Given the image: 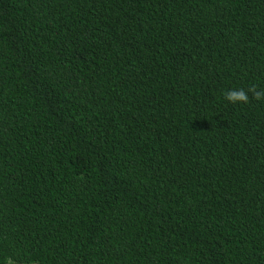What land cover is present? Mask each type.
<instances>
[{"label":"trees","instance_id":"obj_1","mask_svg":"<svg viewBox=\"0 0 264 264\" xmlns=\"http://www.w3.org/2000/svg\"><path fill=\"white\" fill-rule=\"evenodd\" d=\"M252 86L264 0H0V264H264Z\"/></svg>","mask_w":264,"mask_h":264},{"label":"clouds","instance_id":"obj_2","mask_svg":"<svg viewBox=\"0 0 264 264\" xmlns=\"http://www.w3.org/2000/svg\"><path fill=\"white\" fill-rule=\"evenodd\" d=\"M250 92L253 93V96L256 100H264V93L261 91H258L255 86H252L249 88ZM225 98L229 100L232 103H248L249 102V96L246 91L243 89L241 90H233L228 91L225 93Z\"/></svg>","mask_w":264,"mask_h":264}]
</instances>
